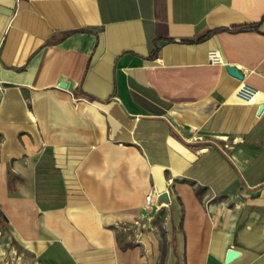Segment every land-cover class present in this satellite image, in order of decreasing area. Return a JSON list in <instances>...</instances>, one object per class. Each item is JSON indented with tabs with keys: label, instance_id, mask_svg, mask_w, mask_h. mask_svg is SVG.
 <instances>
[{
	"label": "crops",
	"instance_id": "0c3cea01",
	"mask_svg": "<svg viewBox=\"0 0 264 264\" xmlns=\"http://www.w3.org/2000/svg\"><path fill=\"white\" fill-rule=\"evenodd\" d=\"M260 106L264 0H0L8 256L156 264L116 228L167 208V264H264Z\"/></svg>",
	"mask_w": 264,
	"mask_h": 264
},
{
	"label": "rangeland",
	"instance_id": "374dc122",
	"mask_svg": "<svg viewBox=\"0 0 264 264\" xmlns=\"http://www.w3.org/2000/svg\"><path fill=\"white\" fill-rule=\"evenodd\" d=\"M143 214L142 220L132 224L120 223L116 228L117 239L122 248H128L134 244L142 245L143 252L148 255L147 259L155 261L156 264H167L171 254V229L173 228L171 212L167 208H147ZM3 229L5 226L0 220V232ZM6 241L7 237L0 233V246L4 243V251L0 254V264H28V258L25 262L21 259L15 262L10 259L9 256L14 258V250L10 242Z\"/></svg>",
	"mask_w": 264,
	"mask_h": 264
},
{
	"label": "water",
	"instance_id": "95a60500",
	"mask_svg": "<svg viewBox=\"0 0 264 264\" xmlns=\"http://www.w3.org/2000/svg\"><path fill=\"white\" fill-rule=\"evenodd\" d=\"M227 72L229 73V75H231L232 77L241 80L242 79V74L239 70H237L235 67L232 66H226L225 67ZM60 88H65V84L64 83H60L59 84ZM264 107L260 106L258 113H260L262 111ZM159 199L162 200L163 202H167V193L164 192L159 196ZM238 256V252L235 251L234 249H229L226 253V258H225V262L229 263L230 261H232L234 258H236Z\"/></svg>",
	"mask_w": 264,
	"mask_h": 264
},
{
	"label": "built area",
	"instance_id": "2783aa9c",
	"mask_svg": "<svg viewBox=\"0 0 264 264\" xmlns=\"http://www.w3.org/2000/svg\"><path fill=\"white\" fill-rule=\"evenodd\" d=\"M208 57H209V59H210L211 62H213V63H220L219 55L215 51H210L209 54H208ZM153 196H154L153 193H149L145 197V201H146V204L147 205H149L152 202ZM161 206H165V205L161 204L160 207Z\"/></svg>",
	"mask_w": 264,
	"mask_h": 264
},
{
	"label": "trees",
	"instance_id": "16d2710c",
	"mask_svg": "<svg viewBox=\"0 0 264 264\" xmlns=\"http://www.w3.org/2000/svg\"><path fill=\"white\" fill-rule=\"evenodd\" d=\"M253 27H254V26L249 25V26H244L243 28H253ZM213 32H214V31H208L205 35H203V36H201V37H199V38H196V39L194 40V42H199V41H202V40L208 38ZM192 42H193V41H192ZM155 53H156V52H153L152 56H154Z\"/></svg>",
	"mask_w": 264,
	"mask_h": 264
},
{
	"label": "bare ground",
	"instance_id": "6f19581e",
	"mask_svg": "<svg viewBox=\"0 0 264 264\" xmlns=\"http://www.w3.org/2000/svg\"><path fill=\"white\" fill-rule=\"evenodd\" d=\"M258 95H259V94H258ZM256 98H257V97H253L252 100H255ZM106 222H107L108 224H111V223H112V219L109 218V219L106 220Z\"/></svg>",
	"mask_w": 264,
	"mask_h": 264
}]
</instances>
